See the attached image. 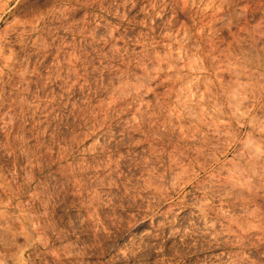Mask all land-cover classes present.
<instances>
[{
	"label": "clouds",
	"instance_id": "1",
	"mask_svg": "<svg viewBox=\"0 0 264 264\" xmlns=\"http://www.w3.org/2000/svg\"><path fill=\"white\" fill-rule=\"evenodd\" d=\"M0 264H264V0H0Z\"/></svg>",
	"mask_w": 264,
	"mask_h": 264
}]
</instances>
